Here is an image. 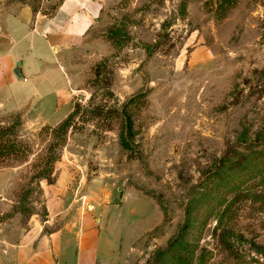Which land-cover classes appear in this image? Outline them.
I'll list each match as a JSON object with an SVG mask.
<instances>
[{
  "label": "rangeland",
  "instance_id": "obj_1",
  "mask_svg": "<svg viewBox=\"0 0 264 264\" xmlns=\"http://www.w3.org/2000/svg\"><path fill=\"white\" fill-rule=\"evenodd\" d=\"M44 2L0 0V42ZM79 48L0 91V264L87 224L90 264H264V0H103Z\"/></svg>",
  "mask_w": 264,
  "mask_h": 264
},
{
  "label": "crops",
  "instance_id": "obj_2",
  "mask_svg": "<svg viewBox=\"0 0 264 264\" xmlns=\"http://www.w3.org/2000/svg\"><path fill=\"white\" fill-rule=\"evenodd\" d=\"M44 3L55 6L52 11H36L30 4H22L5 20L7 38L0 42V91L3 94L11 86L18 85L25 87L32 97L45 96L39 88L55 86L56 79L62 80L60 67L68 70V77L71 76L73 56L96 24L103 6V0H46ZM19 61L23 62L22 69L28 84H23V78L14 73ZM5 177V172H0V188ZM63 231L58 261L53 255L54 242L49 237H46L47 247L32 253L25 243L12 245L10 261L13 264H90L88 254L95 247L91 241L95 235L94 227L89 224L83 226L81 243L76 244L72 256L74 259L65 255L66 250L72 252V246L67 243L68 236L64 238Z\"/></svg>",
  "mask_w": 264,
  "mask_h": 264
},
{
  "label": "trees",
  "instance_id": "obj_3",
  "mask_svg": "<svg viewBox=\"0 0 264 264\" xmlns=\"http://www.w3.org/2000/svg\"><path fill=\"white\" fill-rule=\"evenodd\" d=\"M127 125H128V127H129V122L127 123ZM131 126V125H130ZM131 129V128H130ZM123 143V145L125 146V147H129V145H128V142H126L125 140L122 142ZM245 158H244V160L243 161H246V160H248V155L246 154L245 156H244ZM225 160H226V164H225ZM225 160H223V167H222V169H224L226 166H228V164H227V161H228V158L227 159H225ZM226 165V166H225ZM182 238V236L181 235H179L177 238H175L174 239V241L171 243V245H177V243L178 244H182L183 245V247H185V249H187L189 246H186V243L181 239ZM166 252H168V250H166L165 251V253ZM191 252H190V250H189V254H187L186 256H182L181 254H179L178 256H177V258H176V264H190V263H188V260L191 258ZM200 258L201 259H203V255L202 256H200ZM175 264V263H174Z\"/></svg>",
  "mask_w": 264,
  "mask_h": 264
},
{
  "label": "water",
  "instance_id": "obj_4",
  "mask_svg": "<svg viewBox=\"0 0 264 264\" xmlns=\"http://www.w3.org/2000/svg\"><path fill=\"white\" fill-rule=\"evenodd\" d=\"M22 64H23V62L19 61L17 66H16V68L14 69V73L19 78H24L25 77V74H24L23 69H22Z\"/></svg>",
  "mask_w": 264,
  "mask_h": 264
}]
</instances>
